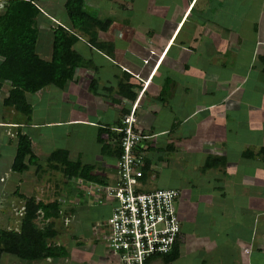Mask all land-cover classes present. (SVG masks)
Masks as SVG:
<instances>
[{
    "label": "crops",
    "instance_id": "obj_1",
    "mask_svg": "<svg viewBox=\"0 0 264 264\" xmlns=\"http://www.w3.org/2000/svg\"><path fill=\"white\" fill-rule=\"evenodd\" d=\"M112 1L115 0H109V4H115ZM121 1L132 2L133 0ZM151 1L152 3L146 7L144 12L150 15L157 11L155 15L159 20L157 25L170 22L167 24L162 43L150 51V55L154 57L152 65L139 75L124 65L119 68V72L117 70L111 72L106 66L116 64L112 59L127 52L123 47L139 30L125 25L120 26L113 21L106 31L98 32L96 41L110 45L111 48L107 49L110 50L109 54H106L105 50L99 51L90 47L86 42V36L77 33L78 41L73 47L80 56L82 55L78 50H83V54H87L88 60L86 61L89 66L75 69L71 81L66 83L62 89L49 85L34 94H26L25 100L31 109L29 117L5 121L0 119V166L6 164L3 168L6 167L10 171L16 150L15 135L19 131L27 136L30 152L36 158L37 163L41 160L46 162L50 154L55 151L61 152L57 155L61 161L64 152L68 163L78 162L81 165L93 166L97 171V176L104 178L111 176L112 166L109 163L111 160L101 148L107 133L105 128L111 132L124 116L122 115L124 111L127 110L129 113L133 103L137 102L132 117L140 132L147 131L145 135H150L152 139L163 136L165 140L161 142L165 146L173 144L172 141H174L176 146H180L177 147L178 152L184 154L185 158L191 162V166L195 164L193 162H196L192 169L200 171L201 175L205 174L207 179H210L209 188L206 187L207 193L211 195L208 197V203L210 207L221 209V212L216 215L218 219L214 228L223 235L224 240L220 244L215 243L217 247L213 239L206 240L204 250L195 254L200 255L197 262L199 261L200 264H264V229H261L264 225V194L259 198V193H264V171L259 159L255 157V152L260 147H264L262 127L264 120V0ZM5 2L6 0H0V14ZM39 2L40 0L37 6ZM116 7L115 9H120V11H127L121 6ZM38 9L40 14L36 19L37 40L40 23L45 25L47 37L44 39L43 36L44 44H39L38 51H36L35 44V53L39 58L47 61L50 56V44L48 47L47 41L51 42V28L56 24L63 25L54 19L53 14L45 13L39 6ZM125 16L127 17L128 14H124ZM167 16H170L169 21ZM40 18H44L48 25ZM186 25H188L187 29H185ZM68 26L66 18V25L63 27ZM106 33L105 38L99 37ZM143 42L145 43V40L142 39L141 43ZM173 44H176L175 46L184 54L181 57L175 54L169 61H166ZM92 53L98 54L105 64L101 60L98 61ZM103 68H107L109 73H102ZM158 71H160L158 82L152 87L151 83L155 80ZM123 72L129 75V79L125 78ZM124 78L134 85L135 98L132 102L120 97L117 93L119 82ZM230 79L237 80L236 86L243 81L247 83L249 79H253L256 84L253 90H243L239 94L238 90L234 89L236 87L230 91H221V83L230 81ZM109 80L112 81L111 84ZM91 81L92 86H90ZM175 81L179 82L182 87L179 102L183 106H190L191 109L178 108L173 104ZM217 82H220L219 87L216 85ZM196 86H201L200 90L203 89V91L198 92ZM165 87H168L170 91L162 93ZM190 89L194 94L193 102L197 93L208 97V101L205 100V104H195L192 107ZM8 90L9 83L3 81L0 101L6 96ZM28 95L34 100L30 101ZM234 95L235 98L230 100V97ZM141 102L144 106L140 108H144L146 113L153 114V117L157 114L154 120L143 119L145 113L139 117L136 116ZM36 104L42 106L41 111L35 109ZM88 112L91 115H85ZM176 113L180 115L181 128L192 115L207 113L199 122L207 125L206 138L200 136L192 139L193 129L186 127L182 128L180 133L179 126L170 123V119ZM157 117L159 124L154 126L153 122L157 121ZM227 120L229 122L226 125ZM160 123L165 125H160ZM92 144L95 145L94 153L97 157L94 160L97 161L95 162L97 165L88 158L90 151L86 146ZM244 150L251 151L254 156L251 158L244 156ZM7 151L10 155L8 161L4 159V153ZM233 154L237 156L234 159L238 161V166L225 173L223 169H226L229 158ZM208 157L214 158L212 163L215 165L219 164L222 159V166L212 165L210 168H205L204 163ZM47 168L58 172L50 165H47ZM32 169L35 173L32 174L36 175L34 166H29L22 173H12L21 175L30 170L32 172ZM5 176V173L0 172V178H3L0 179L1 187ZM26 178L27 176L19 178V182L29 179ZM28 181L31 193L35 189H40L39 186L35 188L33 180ZM15 188L13 194L16 192L29 197L19 193L17 186ZM212 194H217V196H212ZM31 197L40 200L33 194ZM17 200L18 207L15 208L20 210L23 200L20 198ZM177 200L178 208L175 212L179 220L181 241L183 216L181 204ZM69 209L72 210L73 206ZM16 218L18 221L10 225L13 230L19 227L21 211L20 213L18 211ZM210 222L213 223L211 218H208L207 226ZM71 226L73 227L68 232L62 234L58 232L56 236L55 243L64 249L66 253L64 257L22 260L6 255L7 257H3L5 259L2 264H104L103 258L109 263L106 254L104 256L97 248L90 245L89 240L93 239L92 232L89 233L90 237L82 234L79 232L78 224H75L73 220ZM211 236H213L212 231ZM215 248H219L216 251L218 253H215ZM178 254V259L185 255L183 248ZM215 254L221 256L219 260L214 261L212 256ZM207 257L208 259H205ZM174 259L173 262L177 261V257Z\"/></svg>",
    "mask_w": 264,
    "mask_h": 264
},
{
    "label": "rangeland",
    "instance_id": "obj_2",
    "mask_svg": "<svg viewBox=\"0 0 264 264\" xmlns=\"http://www.w3.org/2000/svg\"><path fill=\"white\" fill-rule=\"evenodd\" d=\"M64 0H40L38 3V6L41 10L45 11V13H50L54 15V19L61 23L63 26L66 25V15L62 7V3ZM113 5L109 4V0H86L85 1V10L86 12L93 14L99 19H104L107 17H111L114 21V23H117L118 25H125L126 27L139 30L136 31V33L129 39L125 44L127 47H123L127 50V54L120 55L119 57L113 58V62L116 63L114 66L106 65L108 68H110L111 72L117 70L119 72V68H121L123 65L126 66L131 71H135L136 74H141L142 72H145L153 63L154 57L150 55V51L156 46H159L162 43V39L164 38V34L167 29V24H170V22H165L164 25H157L159 24L158 17H156L157 11H155L154 14L148 15L147 12H144L146 7L152 3L151 0H133L132 2H122L121 0H115L112 1ZM49 4V5H48ZM121 6L125 8V10L115 9L116 6ZM117 8V7H116ZM163 8V7H162ZM49 11V12H47ZM178 11V9L176 10ZM124 14H128V16L124 17ZM193 14V13H192ZM170 16H167V20L169 21ZM43 20V22L47 23L44 18H40ZM54 23V22H53ZM55 22L54 24H56ZM188 23V22H187ZM59 25V24H58ZM45 25L40 23L39 24V37L36 43V51H38L39 44H44V40L42 41V38L44 36V39L47 37V29L44 28ZM188 25H186L185 29H187ZM151 31V32H150ZM98 34V31H96V35ZM106 34H101L99 37L105 38ZM227 35V34H225ZM50 36V35H49ZM125 39V38H124ZM128 39V38H127ZM145 40V43H141V40ZM49 41H47V46L49 47ZM124 44H122L123 46ZM176 44H173V46L170 48L168 55L166 57V61H169L170 58H172L173 55L177 54L181 57V55L184 54V52L180 51L176 46ZM114 46V45H113ZM221 47V46H220ZM121 48V49H123ZM80 54L82 55V59L86 62L84 66L80 67H88L89 64H87L88 56L87 54H83V50H78ZM182 53V54H181ZM92 55L96 56L98 58V61H104L99 57L98 54L92 53ZM85 58V59H84ZM105 64V63H104ZM98 72V69H97ZM102 73H109V70L107 68H103ZM160 71L156 74L155 80L152 81L151 85L154 87L157 82ZM237 80L230 79V81H224L222 82L224 85H220V82H217L216 85L219 87L221 91L225 92L230 91L234 88L235 90H238V94L240 91L243 90H253L256 82L253 79H249L247 83L243 81L240 85L236 86ZM112 81L109 80V84H111ZM228 83V84H227ZM174 94L175 98L173 97V104L177 106L178 108H185L186 110L191 109L190 106L186 105L183 106L181 104V88L179 82H174ZM201 87V86H200ZM199 86H196V90L198 92L203 91L200 90ZM168 88V87H167ZM211 88V86H210ZM154 89V88H153ZM149 91V90H148ZM169 92L170 89H167ZM189 95L191 96V103L190 105L193 107L196 105H203L205 104V100L208 101V97H205L201 95V93H197L195 97V101L193 102V90H189ZM29 96V95H28ZM30 101L34 100L31 96L28 97ZM235 98V95L233 97H230V100ZM165 99L166 96H165ZM162 100V99H161ZM144 102V101H143ZM141 102L139 104L138 111L136 113V116L139 117L144 114L143 119H149L154 120V118L157 116V114L146 113L144 111V108H140L144 103ZM181 104V106H179ZM66 106L65 104H63ZM91 106V105H90ZM144 106V105H143ZM35 109L38 111H41L42 106L40 104L34 105ZM181 113V112H180ZM232 114V112H229ZM91 115L89 112L85 115ZM207 114V113H205ZM205 114H199L196 116L190 117V119L187 121L186 124L182 125V128H191L193 129V136L192 139H196V137L202 136L203 138H206L207 133V125H202L199 122H201ZM227 115V114H225ZM263 115V114H262ZM172 116V115H170ZM225 118V116H223ZM24 116L21 114L12 111L7 108H2L0 106V119L2 120H19L23 119ZM228 118V117H227ZM229 119V118H228ZM122 120V119H121ZM120 120V121H121ZM229 121H226V125ZM170 123H173L174 125H178L180 133L182 132V128L179 123H181L180 115L179 114H173L172 118L170 119ZM158 117L157 121L153 122V125H158ZM172 124V125H173ZM160 125H165L161 124ZM135 128H137L134 125ZM262 127L264 129V120L262 123ZM181 128V129H180ZM138 129V128H137ZM142 134H147V131L142 130ZM173 137V136H172ZM176 137V135H175ZM173 139V138H172ZM161 140H165L163 136L157 137L152 139L151 136L145 141L152 142L154 146H157L159 149L153 150V151H144L141 154L149 161V177L144 184L140 187L142 192L151 191L154 189H174L178 192V202L181 204V214L183 216V222H182V233L183 237L181 236V241L174 246V251L172 252V258L165 263L160 264H200L197 260L200 259V255L197 256L195 254L201 253L204 250L205 247V241L213 239V243L220 244L224 237L222 234H219L218 230L214 227L216 226L217 216L218 213L221 212V209L216 207H210L208 203V197L211 196L208 194V190L206 187L209 188L208 183L210 185V179H207V176L201 175L200 171H195L192 169V166L196 164V162H193L191 166V162H189L184 154H180L178 152L176 144L174 141H172L173 144H171V147L164 148L165 145L161 142ZM233 141V140H232ZM181 145H183V142H181ZM184 146V145H183ZM89 149L88 158L93 160L94 164L97 165V161L94 160L96 156L95 152V145L92 144L90 146H86ZM234 157H237L235 154L230 156V160L228 162V166L226 169H223V172L227 173L230 171L233 167L238 166V161H235ZM4 159L8 161L10 159V155L8 154V151L4 153ZM12 159V156H11ZM110 165L113 167V162H109ZM40 165V170L37 172L36 175H33L34 173L33 169L26 174L23 173L21 175L12 173L8 171L4 166L6 164H2V167L0 166V172L5 173V178L3 182V186L1 187L0 184V229L8 230L12 227L10 226L12 222L18 221L17 217L18 211L22 212V207L19 209H16L15 207H18V197H16V192L13 194L12 192L15 187L17 186L18 192L22 193L25 196L31 197L33 194L34 197L42 200V201H48L51 199V194L55 193L58 195V199H62L64 203L61 205V214L59 218L54 220V228L57 232L62 234L63 232H68L73 226H71V221L73 220L75 224H78L79 226V232L82 234H87L88 237L89 233H91V228L94 223H105L109 212H110V203H108L107 200L104 201V204L101 203V201H92L91 197L85 196L81 189L78 188L80 184L74 185L73 182L70 180H64L60 176L58 172L51 171L47 168V163L43 160L39 161L38 163ZM50 165V163H49ZM88 173H91L94 176H97V171L93 168L89 170ZM35 174V173H34ZM27 178L33 180V185L36 187L39 186L40 189H35L34 192L31 193L30 191V184L29 179H27L25 182H19V178ZM101 178V181L110 183L112 181V177L108 176L106 178H103L102 176H99ZM2 178V177H1ZM0 178V179H1ZM3 179V178H2ZM78 179V178H77ZM91 182V181H87ZM193 189L191 190L190 189ZM205 190V192H204ZM28 193V194H27ZM264 193H259V198L262 197ZM212 196H217V194H212ZM76 201L78 204L76 206H73V209H69L71 207V204ZM66 202V203H65ZM74 204V203H73ZM174 210L176 211L178 208V203H173ZM188 207V208H187ZM71 211V212H70ZM208 218H211L213 223L210 222V224L207 226ZM10 221V223H9ZM263 223V222H262ZM264 229V225L261 226V229ZM99 231H102V228L99 229ZM211 231L213 233V236H211ZM214 231V232H213ZM183 238V239H182ZM57 241V238L54 240ZM90 245L94 248H97L100 252H102L105 256V254H108V251L106 250V247L104 246V242L101 239H98L97 241L89 240ZM60 242V241H59ZM62 243V242H61ZM60 243V244H61ZM67 243V242H66ZM103 246V247H102ZM216 246V245H215ZM217 247V246H216ZM184 250L185 255H182L180 259H178V253L180 249ZM219 248H215V253H218ZM191 251V253L188 254V252ZM6 255L1 256L0 261L1 264L5 258ZM197 256V257H196ZM9 257V256H8ZM177 257V261L173 262V259ZM219 254H215L212 256L214 261L220 259ZM11 258V256H10ZM205 259H208L205 258ZM11 260V259H10ZM175 260V259H174ZM6 261V260H5ZM102 261L104 264H110V259H108L107 263L105 259L103 258Z\"/></svg>",
    "mask_w": 264,
    "mask_h": 264
},
{
    "label": "trees",
    "instance_id": "obj_3",
    "mask_svg": "<svg viewBox=\"0 0 264 264\" xmlns=\"http://www.w3.org/2000/svg\"><path fill=\"white\" fill-rule=\"evenodd\" d=\"M38 1L6 0L0 14V90L3 81L9 83V90L0 104L2 107L12 109L24 117H29L31 113L30 106L25 100L26 94H34L49 85L62 89L66 83L71 81L75 69L84 65V60L73 47L78 41L77 33L86 36L87 44L96 50H105L106 54H109L110 50L107 49L111 48L104 42L96 41V31H106L113 20L111 18L99 19L86 12L85 0H64L62 7L69 26L63 27L58 24L52 26L49 59L46 61L39 58L35 53L36 19L40 14L37 6ZM123 73L125 78L129 76L126 72ZM125 78L119 82L117 93L120 97L132 102L135 98L134 85L127 82ZM90 86H92V81ZM166 91L167 88L165 87L162 93ZM126 114L127 110L122 115L125 116ZM117 126H121V121ZM105 130L107 133L101 148L111 162H114L121 155L119 142L123 133L110 132L106 128ZM15 139L16 150L10 171L22 173L29 166H34L38 172L40 165L30 152L27 136L18 131ZM168 147H171L170 144L164 148ZM136 149L141 154L144 151H153L159 148L154 146L152 142L146 143L143 140L136 146ZM59 153L61 154L58 151L52 152L46 163L48 165L50 163V166L58 171L62 179L67 181L71 178H78L84 181L104 183L99 176L88 173L92 167L81 165L78 162L68 163L65 160L66 154L64 152L62 154L63 160L61 158L60 161L57 157ZM243 155L250 158L254 156L248 150H244ZM255 157L259 159L264 171V147H260L255 152ZM143 161L145 167L142 177L139 179L141 182H145L149 177V161L144 156ZM213 161L214 158H206L204 167L210 168L215 165L212 163ZM222 164L223 160L220 159V163L215 166H222ZM16 196L23 200L19 227L16 230L0 229V256L9 255L22 260L64 257L66 255L64 249L54 241L58 233L54 228V220L59 218L61 214V205L57 201L58 195L52 193L51 199L48 201L35 200L18 193ZM172 252L166 262L172 258Z\"/></svg>",
    "mask_w": 264,
    "mask_h": 264
},
{
    "label": "built area",
    "instance_id": "obj_4",
    "mask_svg": "<svg viewBox=\"0 0 264 264\" xmlns=\"http://www.w3.org/2000/svg\"><path fill=\"white\" fill-rule=\"evenodd\" d=\"M135 104L123 116L121 126L112 129L123 133L119 142L121 155L113 162L112 181L95 183L70 179L74 185L80 184L78 188L92 201L104 204L107 200L111 205L105 223L96 222L91 228L93 239L103 240L110 264L165 263L175 244L180 242V225L173 207L178 198L177 190L158 188L142 192L140 189L144 183L139 179L145 166L136 146L149 136L134 127ZM57 201L60 205L64 203L62 199ZM73 203L71 206L78 204Z\"/></svg>",
    "mask_w": 264,
    "mask_h": 264
},
{
    "label": "bare ground",
    "instance_id": "obj_5",
    "mask_svg": "<svg viewBox=\"0 0 264 264\" xmlns=\"http://www.w3.org/2000/svg\"><path fill=\"white\" fill-rule=\"evenodd\" d=\"M136 104L134 105V110H135V108L137 107V102H135Z\"/></svg>",
    "mask_w": 264,
    "mask_h": 264
},
{
    "label": "clouds",
    "instance_id": "obj_6",
    "mask_svg": "<svg viewBox=\"0 0 264 264\" xmlns=\"http://www.w3.org/2000/svg\"><path fill=\"white\" fill-rule=\"evenodd\" d=\"M134 111V110H133ZM123 118V117H122Z\"/></svg>",
    "mask_w": 264,
    "mask_h": 264
}]
</instances>
